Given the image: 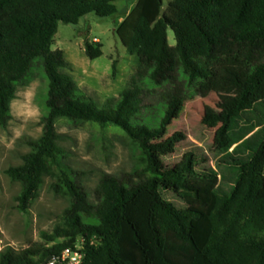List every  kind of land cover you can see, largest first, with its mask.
<instances>
[{"label": "trees", "instance_id": "trees-1", "mask_svg": "<svg viewBox=\"0 0 264 264\" xmlns=\"http://www.w3.org/2000/svg\"><path fill=\"white\" fill-rule=\"evenodd\" d=\"M118 1L0 0V128L36 60L47 80L42 133L28 141L22 164L5 172L20 185L16 208L27 213L46 178L68 202L40 234L50 247H6L0 264H40L80 241L81 264H264V0H172L163 14L162 0H138L116 34L137 61L139 82L98 108L52 46L59 23L115 16ZM101 47L86 42L85 55L95 60ZM223 62L242 69L241 81L228 106L202 114V128L212 132L202 147L178 124ZM143 82L159 93L156 115L141 116ZM58 119L118 127L141 167L130 177L103 174L89 193L83 173L67 163ZM214 180L206 214L189 208L186 199L200 194L195 184Z\"/></svg>", "mask_w": 264, "mask_h": 264}, {"label": "rangeland", "instance_id": "rangeland-1", "mask_svg": "<svg viewBox=\"0 0 264 264\" xmlns=\"http://www.w3.org/2000/svg\"><path fill=\"white\" fill-rule=\"evenodd\" d=\"M137 1L116 2L118 14L112 17L89 14L77 25L58 24L52 49L63 51L69 64L67 72L75 80L81 95L90 98L98 108L112 105L124 89L137 81V61L128 55L116 34L118 26ZM170 1L162 0L161 14ZM167 39L170 46L175 44L170 29ZM86 42L101 44V57L89 59L84 52ZM241 76L240 67L223 62L215 78L202 85L199 97L187 105L184 119L178 124L185 129L189 141L202 147L209 143L212 132L202 128L200 118L202 114L208 115L228 106L238 91ZM141 86L144 105L141 116L156 115L160 105L158 91L144 82ZM46 93L45 72L40 61L36 60L27 79L17 87L11 103L10 122L5 128H0V251L6 247L15 250L50 247L52 244H47L40 234L50 232L68 206L66 199L50 190V180L46 178L38 198L27 213H21L14 201L20 185L11 181L5 173L8 168L22 164V156L30 151L28 141L41 135L42 117L47 112ZM261 94L264 97V86ZM55 126L62 136L60 144L67 152V163L83 173L89 193L101 175L130 177L136 168L141 167L136 145L118 127L109 125L101 128L95 123H74L67 119H58ZM216 183L214 180L207 184H195L200 194L197 198L186 199L189 208L206 214ZM259 196H264V184Z\"/></svg>", "mask_w": 264, "mask_h": 264}, {"label": "built area", "instance_id": "built-area-1", "mask_svg": "<svg viewBox=\"0 0 264 264\" xmlns=\"http://www.w3.org/2000/svg\"><path fill=\"white\" fill-rule=\"evenodd\" d=\"M83 259V242L80 241L74 247L66 248L60 254L51 256V259L45 264H81Z\"/></svg>", "mask_w": 264, "mask_h": 264}, {"label": "water", "instance_id": "water-1", "mask_svg": "<svg viewBox=\"0 0 264 264\" xmlns=\"http://www.w3.org/2000/svg\"><path fill=\"white\" fill-rule=\"evenodd\" d=\"M50 259H51V256L47 257V258L42 262V264H45V263L48 262Z\"/></svg>", "mask_w": 264, "mask_h": 264}]
</instances>
